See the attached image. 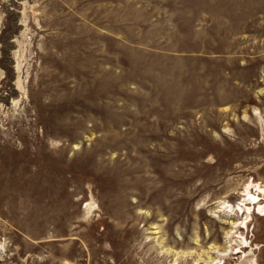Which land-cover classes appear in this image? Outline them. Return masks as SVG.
Masks as SVG:
<instances>
[{"label": "rangeland", "instance_id": "rangeland-1", "mask_svg": "<svg viewBox=\"0 0 264 264\" xmlns=\"http://www.w3.org/2000/svg\"><path fill=\"white\" fill-rule=\"evenodd\" d=\"M252 182L264 0H0V264H197Z\"/></svg>", "mask_w": 264, "mask_h": 264}, {"label": "bare ground", "instance_id": "bare-ground-1", "mask_svg": "<svg viewBox=\"0 0 264 264\" xmlns=\"http://www.w3.org/2000/svg\"><path fill=\"white\" fill-rule=\"evenodd\" d=\"M241 196L242 198L235 205H228L225 202L218 207V212L223 213L227 219L226 223L230 225L226 232V246L222 249L218 245H212L210 250L205 252V260L197 259L199 261L196 262L197 264L201 262L204 264H225V261L233 256L239 259L236 264H242L241 261L247 257L248 254L243 249L250 246L249 239L240 231L249 229L255 215L264 217V187L252 182L245 187ZM240 214L242 217L239 216ZM238 242L239 245L235 247L234 245ZM252 263L258 264L257 261Z\"/></svg>", "mask_w": 264, "mask_h": 264}]
</instances>
